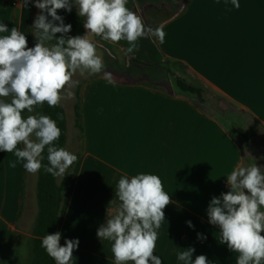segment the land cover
<instances>
[{
    "label": "crops",
    "instance_id": "obj_1",
    "mask_svg": "<svg viewBox=\"0 0 264 264\" xmlns=\"http://www.w3.org/2000/svg\"><path fill=\"white\" fill-rule=\"evenodd\" d=\"M238 2L239 9L231 0H207L206 8L199 0H128L146 27L164 25L163 44L140 38L127 53L125 40L89 36L111 79L103 71L87 74L78 88L81 149L66 171L56 230L61 246L79 240L70 264H115L113 242L100 240L97 230L119 208V179L139 174L157 175L172 201L157 230L154 255L162 264H184L177 254L189 248L195 249L193 260L206 255L210 264H236L239 253L221 243L207 208L230 191L226 179L233 170L254 162L215 117L177 89L174 78L225 99L264 134V0ZM165 8L161 22L146 16ZM39 12L35 0H0V24L25 34L28 47L36 43L32 25ZM259 143V155L251 154L264 171V141ZM25 162L0 151V260L16 242L26 241L32 250L38 172H27Z\"/></svg>",
    "mask_w": 264,
    "mask_h": 264
},
{
    "label": "clouds",
    "instance_id": "obj_2",
    "mask_svg": "<svg viewBox=\"0 0 264 264\" xmlns=\"http://www.w3.org/2000/svg\"><path fill=\"white\" fill-rule=\"evenodd\" d=\"M239 9L238 0H231ZM128 0H35L40 10L32 29L34 47L16 27L8 29L0 24V151L13 153L29 173H37L43 166L48 174L65 177L77 155L54 146L61 135L56 121L36 111L45 103L49 107L60 104L65 95L71 97L79 73L99 74L111 79L104 71V62L97 55L90 35L113 43L125 40L130 45L127 53L137 49L140 38H155L160 44L165 39L164 25L155 29L146 27L141 16L127 7ZM85 17L83 36L66 37L72 25L65 24L58 10L72 11ZM51 17V19H49ZM59 21V24L56 22ZM60 33L57 38L56 34ZM54 41V42H53ZM10 98V100L8 99ZM27 110L25 118L22 113ZM34 113V114H33ZM23 144V148L18 145ZM47 146L50 166L42 165V153ZM17 161L10 162L15 168ZM230 191L213 197L207 208L208 221L219 227L221 243L239 253L236 264H261L264 261V171L257 164L237 167L227 176ZM247 190V191H245ZM116 196L121 202L116 214L97 230V237L109 240L115 264H162L154 255L157 230L165 221L164 209L172 203L163 190L161 179L153 174L122 176ZM193 227L191 221L186 222ZM198 239H203L197 234ZM61 233L46 234L41 241L55 264H70L78 239L60 244ZM194 248L178 252L177 259L184 264H210L206 255L192 259Z\"/></svg>",
    "mask_w": 264,
    "mask_h": 264
},
{
    "label": "trees",
    "instance_id": "obj_3",
    "mask_svg": "<svg viewBox=\"0 0 264 264\" xmlns=\"http://www.w3.org/2000/svg\"><path fill=\"white\" fill-rule=\"evenodd\" d=\"M58 15L63 17L65 24L72 25L71 31L64 34L66 37L84 35L85 28L83 25L85 21L77 14L75 5H73L71 12H68L64 9L58 10ZM56 23L59 24V21ZM60 35L61 34L58 33L57 38H59ZM93 76H95V74H93ZM174 83L177 89L181 93L191 97L198 107L199 104L196 101L202 102L205 98V95L207 94V91L197 83L188 82L179 77L174 78ZM78 88L79 87H77L75 90L74 104L72 107L73 117L71 124L73 128L80 132L79 136H82ZM8 99L10 100V98ZM36 111L40 114L47 115L56 121L57 126L61 129V135L57 141L53 142V144L58 148L67 149V145L70 141L67 138V124L69 121L60 104L56 107H49L45 103L42 107H38ZM26 112L27 110H25L22 114ZM42 155L44 157V159L41 161L42 165L50 166L47 160V146ZM64 175L65 177H56L48 174L43 166L38 171L36 183L37 214L33 229V235L35 238L32 246V257L29 264H55L54 260L47 254L46 250L41 247V241L46 234L56 233L61 194L66 181V173Z\"/></svg>",
    "mask_w": 264,
    "mask_h": 264
},
{
    "label": "rangeland",
    "instance_id": "obj_4",
    "mask_svg": "<svg viewBox=\"0 0 264 264\" xmlns=\"http://www.w3.org/2000/svg\"><path fill=\"white\" fill-rule=\"evenodd\" d=\"M184 4H186L185 1L183 2V6ZM198 5L199 8H206L207 0H199ZM165 11H167L166 8L164 11L157 13L149 11L146 16L153 17L152 22L158 23L161 22L163 18L167 17ZM49 19H51V17H49ZM57 35L58 33L56 34V37ZM170 65L171 64H169V67ZM86 76L87 73L84 75L77 73L73 79L78 81V84L74 88L70 89L73 92V96L69 97L65 95L60 102V106L66 113L69 121L67 124V138L70 141L66 150L75 155H77L78 151L81 149V136H79L80 132L73 128L71 124L73 117L72 107L74 104L75 90L79 87L81 81ZM196 102L202 109L205 110V112L215 117L239 141V143L243 146L247 161L251 160L254 162L253 164H256V159H254L251 153L258 150L253 153H257L256 155H259V150L261 148L259 142L264 141V134H262V131L256 126L254 121L250 117L240 113L238 108L233 107V105L225 99L209 92L205 95L202 102ZM22 115L26 118L29 113L26 112ZM31 257L32 250L29 243L26 241H20L4 250V259L0 260V264H29Z\"/></svg>",
    "mask_w": 264,
    "mask_h": 264
}]
</instances>
